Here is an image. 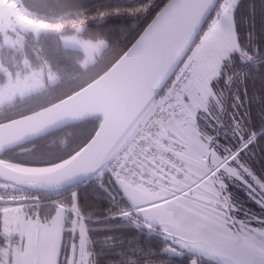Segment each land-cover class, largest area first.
I'll list each match as a JSON object with an SVG mask.
<instances>
[{
	"label": "snow or ice",
	"instance_id": "obj_1",
	"mask_svg": "<svg viewBox=\"0 0 264 264\" xmlns=\"http://www.w3.org/2000/svg\"><path fill=\"white\" fill-rule=\"evenodd\" d=\"M240 5L101 10L133 17L109 68L139 89L134 130L92 152L91 139L51 153L39 132L0 135V264H264V164L251 162L264 160V94L247 84H264V43L251 23L242 37Z\"/></svg>",
	"mask_w": 264,
	"mask_h": 264
},
{
	"label": "trees",
	"instance_id": "obj_2",
	"mask_svg": "<svg viewBox=\"0 0 264 264\" xmlns=\"http://www.w3.org/2000/svg\"><path fill=\"white\" fill-rule=\"evenodd\" d=\"M19 4L28 10L32 18L51 22H59L61 33H78L85 39H104L106 48L97 56L95 62L83 66L81 61L84 52L75 47L64 46L61 42L59 31H42L37 35H28L27 41L21 48L4 46L0 49V58L10 69L18 67L31 70L46 67L56 74L57 80L38 91L15 98L12 102L0 106V121L28 114L32 111L54 103L80 89L103 73L110 64L114 55L113 49L121 38L122 30L129 27L133 17L127 15L112 16L103 19L101 10L112 7H132L138 0H18ZM255 3L256 12L251 15L249 5ZM262 0H241V5L236 13L238 30L242 37L249 28V23L254 25L255 38L264 43V8ZM81 30L78 32L77 27ZM23 61V62H22ZM0 73V79L4 77ZM249 92L258 89L264 94V84L259 80L247 82ZM253 115L258 111V105H252ZM100 119L90 118L76 124L55 130L44 137L41 151L51 153L71 152L79 149L94 134ZM28 145V144H26ZM27 154L28 151L22 152ZM253 167L260 170L264 160L257 155L252 159ZM105 207L103 200L90 201ZM250 207L255 203L247 202Z\"/></svg>",
	"mask_w": 264,
	"mask_h": 264
},
{
	"label": "water",
	"instance_id": "obj_3",
	"mask_svg": "<svg viewBox=\"0 0 264 264\" xmlns=\"http://www.w3.org/2000/svg\"><path fill=\"white\" fill-rule=\"evenodd\" d=\"M141 107L139 89L117 78L114 71L108 67L98 77L68 96L0 123V135L7 137L23 130L39 132L45 136L65 126L99 118L95 135L90 138L91 143L88 144V150L92 152L101 145H112L128 136ZM31 147L32 141L29 140L21 143L18 150L26 152Z\"/></svg>",
	"mask_w": 264,
	"mask_h": 264
},
{
	"label": "rangeland",
	"instance_id": "obj_4",
	"mask_svg": "<svg viewBox=\"0 0 264 264\" xmlns=\"http://www.w3.org/2000/svg\"><path fill=\"white\" fill-rule=\"evenodd\" d=\"M42 21L48 25L43 27L37 23ZM78 32L81 27H77ZM59 31L61 42L64 46L75 47L84 52V58L81 61L83 66L96 61L97 56L106 48L107 42L104 39H85L78 33L63 34L61 33V25L59 22H51L32 18L28 10L19 4L18 0H0V49L4 46L13 48H21L28 35L42 31ZM23 62V61H22ZM24 67V66H22ZM18 67L10 70L0 58V73L4 77L0 79V106L12 102L15 98L38 91L57 80V76L50 69L41 67L38 69L26 70ZM134 130L132 128L128 135ZM238 198L247 208H253L247 202L255 203L249 200L244 194L243 189H238ZM258 211L259 206L255 204Z\"/></svg>",
	"mask_w": 264,
	"mask_h": 264
},
{
	"label": "flooded vegetation",
	"instance_id": "obj_5",
	"mask_svg": "<svg viewBox=\"0 0 264 264\" xmlns=\"http://www.w3.org/2000/svg\"><path fill=\"white\" fill-rule=\"evenodd\" d=\"M251 209L254 211L260 212V211H258V208H251Z\"/></svg>",
	"mask_w": 264,
	"mask_h": 264
}]
</instances>
